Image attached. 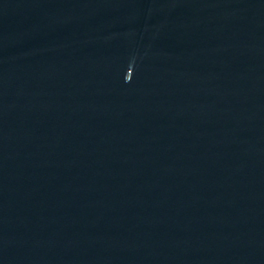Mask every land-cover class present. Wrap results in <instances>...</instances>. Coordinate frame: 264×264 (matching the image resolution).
<instances>
[{"label": "water", "instance_id": "1", "mask_svg": "<svg viewBox=\"0 0 264 264\" xmlns=\"http://www.w3.org/2000/svg\"><path fill=\"white\" fill-rule=\"evenodd\" d=\"M0 264H264V0H0Z\"/></svg>", "mask_w": 264, "mask_h": 264}]
</instances>
